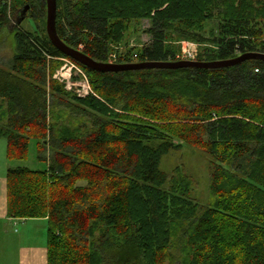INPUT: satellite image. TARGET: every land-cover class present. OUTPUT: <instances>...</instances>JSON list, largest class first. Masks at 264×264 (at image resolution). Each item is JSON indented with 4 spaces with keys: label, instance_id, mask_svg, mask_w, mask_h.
<instances>
[{
    "label": "trees",
    "instance_id": "16d2710c",
    "mask_svg": "<svg viewBox=\"0 0 264 264\" xmlns=\"http://www.w3.org/2000/svg\"><path fill=\"white\" fill-rule=\"evenodd\" d=\"M56 3L60 39L98 62L142 19L151 26L140 62L178 61L183 39L203 46L202 62L264 53V0ZM45 14L46 0H0V31L16 43L0 67V138L8 159L25 158L35 138L46 162L7 167V215L46 219V264H264V60L96 71L53 45ZM122 53L115 63L133 62ZM62 58L84 70L91 94L52 79L50 61ZM183 143L207 159L205 201L182 165L159 167Z\"/></svg>",
    "mask_w": 264,
    "mask_h": 264
},
{
    "label": "rangeland",
    "instance_id": "374dc122",
    "mask_svg": "<svg viewBox=\"0 0 264 264\" xmlns=\"http://www.w3.org/2000/svg\"><path fill=\"white\" fill-rule=\"evenodd\" d=\"M46 20V14H45ZM215 20H209L204 24L201 35L205 38L212 36L211 31L215 27ZM151 26L147 19L131 21L125 30L122 43L115 46V51L107 59V63H115L118 55L129 52L133 62H140L135 56L138 50L150 42V36L146 29ZM30 19H25L22 28L32 30ZM10 27H4L0 31V67L9 69V64L16 53V43ZM176 54L179 60H195L199 50L203 48L198 42L195 44L196 55L194 58L182 59V43ZM82 49V44L78 48ZM127 55V56H129ZM50 72L52 79L62 86L65 92H69L77 98L85 97L92 93L87 75L84 70L67 59L51 60ZM70 75H69V74ZM182 165L187 173L191 174L198 186L192 191L191 196L197 200L205 201L208 198V170L207 159L200 149L186 143L178 150H170L160 160L159 167L169 172L175 166ZM25 166L30 169H44L46 162L37 158L36 140L29 138L28 151L25 158L8 159L6 157V140L0 138V189L5 186L7 167ZM47 221L45 218H30L10 221L3 224V232H0V264H44L45 263V235Z\"/></svg>",
    "mask_w": 264,
    "mask_h": 264
},
{
    "label": "water",
    "instance_id": "95a60500",
    "mask_svg": "<svg viewBox=\"0 0 264 264\" xmlns=\"http://www.w3.org/2000/svg\"><path fill=\"white\" fill-rule=\"evenodd\" d=\"M26 5L20 11L21 16L27 11ZM56 0H46V33L50 41L55 45L62 53L69 56L73 60L81 63L82 65L96 71H122L129 69H142V68H174V67H203V68H217L232 66L240 63L246 59H261L264 60V53L258 51L244 52L240 55L216 61H197V60H178V61H143V62H131V63H107L98 62L90 56L82 53L81 51L74 49L65 44L57 34L56 31Z\"/></svg>",
    "mask_w": 264,
    "mask_h": 264
},
{
    "label": "crops",
    "instance_id": "0c3cea01",
    "mask_svg": "<svg viewBox=\"0 0 264 264\" xmlns=\"http://www.w3.org/2000/svg\"><path fill=\"white\" fill-rule=\"evenodd\" d=\"M7 195L6 185L0 189V232H3V224L10 221L22 220L24 218H11L7 215ZM30 219V218H28ZM46 264V248H45V263Z\"/></svg>",
    "mask_w": 264,
    "mask_h": 264
},
{
    "label": "built area",
    "instance_id": "2783aa9c",
    "mask_svg": "<svg viewBox=\"0 0 264 264\" xmlns=\"http://www.w3.org/2000/svg\"><path fill=\"white\" fill-rule=\"evenodd\" d=\"M195 44L192 41H183L182 43V56L181 58H194L196 55ZM69 74V73H68ZM70 75V74H69Z\"/></svg>",
    "mask_w": 264,
    "mask_h": 264
}]
</instances>
